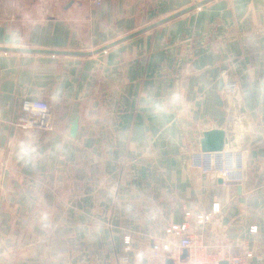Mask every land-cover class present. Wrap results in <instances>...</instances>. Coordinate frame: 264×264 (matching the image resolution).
<instances>
[{
  "label": "crops",
  "instance_id": "obj_1",
  "mask_svg": "<svg viewBox=\"0 0 264 264\" xmlns=\"http://www.w3.org/2000/svg\"><path fill=\"white\" fill-rule=\"evenodd\" d=\"M168 1L178 3L0 0V47L84 51L88 19L131 34L145 17L185 8L167 11ZM186 15L159 26L170 25L148 49L80 59L0 51V239L19 241L0 246V264H159L153 241L214 204L221 231L264 264V0ZM25 100L48 107L40 126L22 125ZM210 145L231 182L197 168ZM192 230L219 250L215 226Z\"/></svg>",
  "mask_w": 264,
  "mask_h": 264
},
{
  "label": "built area",
  "instance_id": "obj_2",
  "mask_svg": "<svg viewBox=\"0 0 264 264\" xmlns=\"http://www.w3.org/2000/svg\"><path fill=\"white\" fill-rule=\"evenodd\" d=\"M40 4L53 3L56 6H61L74 0H36ZM95 5L100 6L104 0H91ZM48 8L42 9L44 17L53 16ZM48 107L41 101L25 100L21 106V121L25 123V127L34 128L40 126L46 114ZM222 153H209L210 161L201 160L202 155L196 156L200 161H196L197 168L206 173L215 174L221 177L224 181L231 182L233 180V168L221 167L214 159L215 155ZM231 157L232 154L228 153ZM223 155V154H222ZM245 179V178H243ZM220 208L218 204H214L208 213L192 214L187 211L184 214V220L180 223H173L166 227L164 236L153 241L148 248V254L159 260V264H166L167 260H172L174 264H221L227 261L228 264H259L261 257L256 252L247 246V240L239 237L235 240H230L226 231H221L222 217L220 216ZM206 227L215 226L218 234H220L221 243L219 250L212 253L204 238L195 234L192 230V222ZM214 230V229H213ZM257 228H252L250 235L257 234ZM125 244L129 245V238L125 239ZM187 250L188 257L182 260L183 251Z\"/></svg>",
  "mask_w": 264,
  "mask_h": 264
},
{
  "label": "rangeland",
  "instance_id": "obj_3",
  "mask_svg": "<svg viewBox=\"0 0 264 264\" xmlns=\"http://www.w3.org/2000/svg\"><path fill=\"white\" fill-rule=\"evenodd\" d=\"M198 0H178V3L175 4V3H171V2H167L165 3V6L167 7V11H175L177 9H181L183 7H187L189 5H192L194 3H196ZM249 0H219L215 3H211L209 5H205L203 7V9H199V10H195L194 13H189V15H186L185 17H183L182 20H185L186 21H191V18L193 15L195 14H204L207 12H212V10L216 9L218 6H224V5H227V4H236L237 6H241L243 5V3H246L248 2ZM52 14V13H51ZM163 15H151V16H148V17H145L144 18V22L143 24L146 26L148 24H151L152 22H154L155 20L159 19L160 17H162ZM94 18H102L101 15H98V16H94ZM93 18V21H90L91 19H88L89 21V28L87 31H83V32H80V35H81V38H82V41L85 40L84 42H82L83 44L80 45L79 47V50H84V51H93L103 45H106L108 43H110L111 41L113 40H116L120 37H122L123 35H126L128 33H130L131 29H127L128 25L126 24H118L116 25L115 24V21L114 22H111L112 23V26H109L107 25L106 27H97L95 25H97L99 22H101L100 20L99 21H95ZM87 20V19H86ZM184 22V23H185ZM170 25H165L164 27H160V28H157V29H153L141 36H138L128 42H125L123 43L122 45H120L119 47H116L115 49H112L111 51H114V50H118V49H121L123 47H126L128 46L127 48L128 49H137L138 46H144V49H148V46H150V43H151V46H153V40L156 36H158V40H159V43H160V40H163L162 38H159L160 37V32L162 31H165L167 29V27H169ZM157 34V35H156ZM139 40H141V43H139ZM125 52H128V50H126ZM101 54H105V53H101ZM73 58H78L80 59L81 57H73ZM22 125H25V123H22ZM19 241L18 240H10L8 238H2L0 239V246L2 247H9V245H14L18 243ZM8 243V244H7Z\"/></svg>",
  "mask_w": 264,
  "mask_h": 264
},
{
  "label": "water",
  "instance_id": "obj_4",
  "mask_svg": "<svg viewBox=\"0 0 264 264\" xmlns=\"http://www.w3.org/2000/svg\"><path fill=\"white\" fill-rule=\"evenodd\" d=\"M216 0H200L192 5H189L161 20H158L157 22H154L152 24H149L135 32H132L131 34H128L122 38H119L117 40H114L113 42H110L106 45L101 46L100 48H97L93 51H70V50H38V49H32V48H8V47H0V51L6 52V53H28V54H41V55H52V56H69V57H91L94 55H98L101 53H104L118 45H121L125 42H128L138 36H141L153 29L158 28L159 26H162L164 24H167L175 19H178L188 13H191L209 3H212ZM79 129V119H76L71 127L70 136L72 138H75L77 136V132ZM204 152H220L222 149L215 148L214 145H210L207 149L203 150ZM241 191V189H239ZM188 257L187 250L183 251L182 260L186 259ZM166 264H174L172 260H167ZM221 264H228L227 261L221 262Z\"/></svg>",
  "mask_w": 264,
  "mask_h": 264
}]
</instances>
